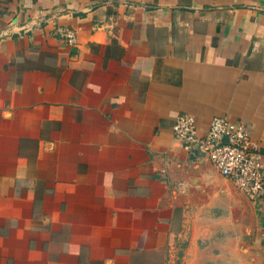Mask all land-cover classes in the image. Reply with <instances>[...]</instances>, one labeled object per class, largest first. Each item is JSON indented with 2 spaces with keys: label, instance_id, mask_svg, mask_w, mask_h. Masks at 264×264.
I'll list each match as a JSON object with an SVG mask.
<instances>
[{
  "label": "crops",
  "instance_id": "1",
  "mask_svg": "<svg viewBox=\"0 0 264 264\" xmlns=\"http://www.w3.org/2000/svg\"><path fill=\"white\" fill-rule=\"evenodd\" d=\"M183 115L264 173V0H0V264H264V198Z\"/></svg>",
  "mask_w": 264,
  "mask_h": 264
},
{
  "label": "built area",
  "instance_id": "2",
  "mask_svg": "<svg viewBox=\"0 0 264 264\" xmlns=\"http://www.w3.org/2000/svg\"><path fill=\"white\" fill-rule=\"evenodd\" d=\"M57 34L68 45H75L74 32L58 28ZM172 134L182 145L198 149L205 155L215 170L245 198L250 201L264 198L261 155L251 143L244 124L214 118L206 135L199 136L193 118L183 115L175 120Z\"/></svg>",
  "mask_w": 264,
  "mask_h": 264
},
{
  "label": "water",
  "instance_id": "3",
  "mask_svg": "<svg viewBox=\"0 0 264 264\" xmlns=\"http://www.w3.org/2000/svg\"><path fill=\"white\" fill-rule=\"evenodd\" d=\"M243 246L246 247L247 245H246V244H245V245L243 244ZM254 255H255V254H254ZM253 261H254V258H253V257L249 258L248 264H252Z\"/></svg>",
  "mask_w": 264,
  "mask_h": 264
}]
</instances>
